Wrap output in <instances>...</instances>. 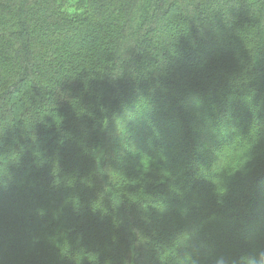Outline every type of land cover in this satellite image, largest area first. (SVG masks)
<instances>
[{
	"label": "trees",
	"instance_id": "trees-1",
	"mask_svg": "<svg viewBox=\"0 0 264 264\" xmlns=\"http://www.w3.org/2000/svg\"><path fill=\"white\" fill-rule=\"evenodd\" d=\"M249 262L264 0H0V264Z\"/></svg>",
	"mask_w": 264,
	"mask_h": 264
},
{
	"label": "rangeland",
	"instance_id": "rangeland-1",
	"mask_svg": "<svg viewBox=\"0 0 264 264\" xmlns=\"http://www.w3.org/2000/svg\"><path fill=\"white\" fill-rule=\"evenodd\" d=\"M220 10H222L224 13H226L225 10H224V8H223V6L220 7ZM210 47H211V44H209V46L206 47V48H202L201 51H205V50L209 49ZM45 96H46V95H45ZM188 104H189V103L186 104V107H189V106H190V104H189V105H188ZM187 105H188V106H187ZM191 107H192V106H190V108H191ZM115 122H119V121L115 120ZM118 124H119V123H118ZM191 124L194 125L195 123L192 121ZM196 128H197V127H196ZM126 129H127L126 126H121V127H120V131H122L121 135L118 136V138L116 137V138L114 139L116 145H118V147H119V150H118L119 161H123L124 151H126V149L128 148V143H127V141H128V139H129V136L126 135V133H125V132H127ZM115 131L117 132V130H115ZM194 134H195V137H196L197 140H198V144H199V148H200L199 151H200V152H201L206 158L209 157V162H210V161L213 159V156H214V152H215V150H211V149H213V148H211V146H210L211 143H210L207 139H205L204 136H202L201 134H198V133H197V129H196V131H194ZM170 137H171V135L168 134V135L166 136V138L164 139L163 144H165V143L169 144L170 141H171ZM173 144H174V142H172L171 145H173ZM205 147H206V150H204ZM210 150H211V153H209ZM175 155H176V154H174L173 156H175ZM26 171H28L27 168H25V169L21 172V174L24 173V172H26Z\"/></svg>",
	"mask_w": 264,
	"mask_h": 264
},
{
	"label": "clouds",
	"instance_id": "clouds-1",
	"mask_svg": "<svg viewBox=\"0 0 264 264\" xmlns=\"http://www.w3.org/2000/svg\"><path fill=\"white\" fill-rule=\"evenodd\" d=\"M249 149H250V143H243L239 145V151L243 153V159L241 163H244L246 160L249 159ZM218 153L219 150L214 154L213 159L209 162V165L207 166L206 170L211 172L213 175H218V176L223 175L225 176V178H227V176L233 173L235 169H231V170L220 169L217 163L219 159ZM249 264H251V262H249Z\"/></svg>",
	"mask_w": 264,
	"mask_h": 264
}]
</instances>
